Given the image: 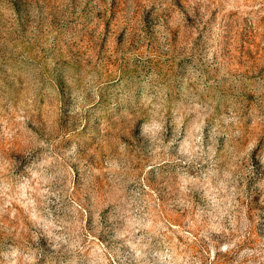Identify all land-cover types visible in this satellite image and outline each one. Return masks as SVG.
Segmentation results:
<instances>
[{
  "label": "rangeland",
  "instance_id": "rangeland-1",
  "mask_svg": "<svg viewBox=\"0 0 264 264\" xmlns=\"http://www.w3.org/2000/svg\"><path fill=\"white\" fill-rule=\"evenodd\" d=\"M0 264H264V0H0Z\"/></svg>",
  "mask_w": 264,
  "mask_h": 264
}]
</instances>
